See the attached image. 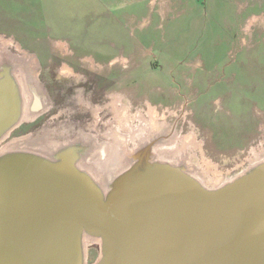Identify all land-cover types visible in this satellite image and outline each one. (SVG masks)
I'll return each mask as SVG.
<instances>
[{"label": "rangeland", "instance_id": "obj_1", "mask_svg": "<svg viewBox=\"0 0 264 264\" xmlns=\"http://www.w3.org/2000/svg\"><path fill=\"white\" fill-rule=\"evenodd\" d=\"M46 5L53 12L47 21L42 16ZM70 6V0L52 5L45 0H0V38H14L34 56L38 84L50 101L49 109L22 121L2 144L49 128L63 140L58 133L62 126L90 118L75 104L79 89L93 104L120 93L129 100L123 99L131 112L146 110V101L160 112L167 108L180 114V108L186 109L189 114L179 118L178 127L190 131L192 121L196 145L190 152L181 142L167 153H191L189 160L199 166L196 174L205 184H225L252 167L256 158L251 150L264 148V0H165L156 12L147 10L142 29L132 30L97 25L87 29L77 21L70 24L74 29H67L66 23V29L56 26L57 18L72 13ZM49 24L55 25L52 32ZM70 31L84 36L81 45L67 46L68 53L59 41L48 44L49 36H67ZM116 55L121 62H107ZM126 58L129 62L123 63ZM64 67L84 81L62 74ZM99 255L95 245L86 248V264Z\"/></svg>", "mask_w": 264, "mask_h": 264}, {"label": "water", "instance_id": "obj_2", "mask_svg": "<svg viewBox=\"0 0 264 264\" xmlns=\"http://www.w3.org/2000/svg\"><path fill=\"white\" fill-rule=\"evenodd\" d=\"M21 114L20 90L0 71V139ZM77 145L49 159L0 155V264H264V161L215 189L143 149L103 191L76 166Z\"/></svg>", "mask_w": 264, "mask_h": 264}, {"label": "bare ground", "instance_id": "obj_3", "mask_svg": "<svg viewBox=\"0 0 264 264\" xmlns=\"http://www.w3.org/2000/svg\"><path fill=\"white\" fill-rule=\"evenodd\" d=\"M249 24L252 23L249 22ZM9 46L13 47L15 51H11ZM38 66L34 56L25 52L24 49L22 50L11 38L6 41L0 38V71L4 68L9 70L18 85L22 100L21 114L17 125L24 120L31 121L40 114L29 108L31 103L35 105L38 100H41L43 102L42 111L50 108L48 96L38 84ZM69 69L64 67L61 71L64 72ZM72 76L77 78L76 74H72ZM123 99L127 101L126 98L117 93L111 94L108 101L99 104L100 107L92 104L78 89L75 104L80 109L82 108V112L89 113V119H84L85 121H80L81 118L79 121L70 120L68 125L62 126L58 133L63 140L56 139L53 134L57 131L49 128L41 135L33 136L30 134L2 144L3 140L9 136L11 132L9 131L0 139V155L6 152L21 151L51 159L60 149L68 145H77L80 148V156L76 166L87 172L101 189L106 191L114 177L127 170L135 162L140 151L147 149L151 161L180 166L208 189H215L224 184L217 186L215 181H211L213 184H205L202 178L196 174V169L199 166L189 160L191 153L184 151L175 154L173 157L168 155L167 152L176 148L181 142L187 145L189 150L196 145L195 141L198 138L195 131L197 127L194 123L188 120L190 131L183 133L178 127L179 120H173L181 114L182 119H186L185 115L189 114L187 110L179 109L181 110L179 114L178 111H169L166 108L165 111L161 110L162 112H160L158 107L147 104L146 110L137 109L131 112L130 103L125 104ZM108 114L110 117H107ZM168 118H171L169 122H167ZM251 151L256 158L252 167L264 161V148L258 147ZM228 182L230 181L225 183ZM84 238L85 246L100 241L99 238L92 236H85Z\"/></svg>", "mask_w": 264, "mask_h": 264}, {"label": "crops", "instance_id": "obj_4", "mask_svg": "<svg viewBox=\"0 0 264 264\" xmlns=\"http://www.w3.org/2000/svg\"><path fill=\"white\" fill-rule=\"evenodd\" d=\"M44 0H36V2H42ZM57 2L59 0H56ZM61 1V0H60ZM73 6L71 12L65 15V13L57 20L56 26H61L66 29H74L76 26L70 25L77 21V23L83 24L85 28H91L97 25L100 28H107L111 30H119L128 28L132 30L133 27L142 29V19L147 17L146 12L148 9H155L160 7L161 2L165 0H70ZM156 1V3H155ZM169 1V0H168ZM200 0H196L198 3ZM55 0H45V4L52 5ZM154 2V3H153ZM170 3V2H169ZM44 10L45 21L53 18V12H49L47 9ZM80 11V12H78ZM154 11V10H153ZM156 12V9L155 11ZM40 18V17H39ZM48 31H53L55 25L49 24ZM49 34V33H48ZM67 36L61 37H48V44L55 40L58 44H65L70 46L73 44L81 45L83 43L84 34L75 33L73 31L68 32ZM14 40V38H13ZM61 41V42H60ZM17 42V41H16ZM35 44V42H32ZM122 55V54H119ZM116 55V56H119ZM114 56V57H116ZM125 56V55H124ZM110 58L108 61L113 59ZM97 61V60H96Z\"/></svg>", "mask_w": 264, "mask_h": 264}, {"label": "flooded vegetation", "instance_id": "obj_5", "mask_svg": "<svg viewBox=\"0 0 264 264\" xmlns=\"http://www.w3.org/2000/svg\"><path fill=\"white\" fill-rule=\"evenodd\" d=\"M242 40H244V38H242ZM65 52L66 53H68V51H69V48H67V46H65ZM113 59H115V60H112L111 61V63H117V62H121L120 61V59H122V58H120V56H116V57H114ZM107 62H109V61H107ZM122 62L124 63H128L129 61H128V59L126 58V59H124V60H122ZM26 64V63H25ZM68 68V67H67ZM60 70H62V69H60ZM31 72V71H30ZM62 74H64L65 76H70V75H72V74H76L77 75V78L75 79L76 81H80V82H82V81H84V76H82V75H80V74H78V73H74L71 69H69V70H65L64 72H61ZM114 94V93H113ZM112 94V95H113ZM116 94V93H115ZM117 94H119V95H121V96H123L122 94H120V93H117ZM110 96H111V94H110ZM124 98H126L125 96H123ZM127 99V98H126ZM127 101H129V100H127ZM146 103V105L147 104H150V105H152L149 101H146L145 102ZM93 104V103H92ZM95 105H99V104H95ZM100 106V105H99ZM101 107V106H100ZM157 107V106H156ZM30 109H32V111H34V112H37V113H42V112H44V111H42V109H43V102H41V100H38V102H37V104H35V105H33V103H31L30 104V107H29ZM181 110H183V111H185L186 109H184V108H180ZM42 111V112H41ZM40 114H38V115H40ZM37 115V116H38ZM36 116V117H37ZM35 117V118H36ZM179 118L181 119L182 118V114L180 115V116H177V117H175L173 120H179Z\"/></svg>", "mask_w": 264, "mask_h": 264}, {"label": "built area", "instance_id": "obj_6", "mask_svg": "<svg viewBox=\"0 0 264 264\" xmlns=\"http://www.w3.org/2000/svg\"><path fill=\"white\" fill-rule=\"evenodd\" d=\"M12 38V37H11ZM250 169V168H249ZM248 169V170H249ZM85 239V238H84ZM84 243H85V240H84ZM85 245V244H84ZM93 245H95V248L97 247V251H98V253L100 252V241L99 242H94V243H91V244H87V247L86 248H88L89 246H93ZM85 247V246H84ZM86 248H85V250H86ZM85 264H86V261H85Z\"/></svg>", "mask_w": 264, "mask_h": 264}]
</instances>
